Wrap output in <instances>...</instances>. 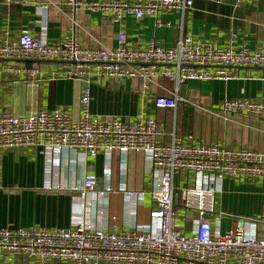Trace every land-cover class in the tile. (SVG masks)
I'll return each instance as SVG.
<instances>
[{"label":"crops","instance_id":"1","mask_svg":"<svg viewBox=\"0 0 264 264\" xmlns=\"http://www.w3.org/2000/svg\"><path fill=\"white\" fill-rule=\"evenodd\" d=\"M231 2L195 0L191 11L159 12L157 26L155 17H127L112 23L95 12L72 14L65 0H0V38L4 32L15 37L26 29L48 44L75 37L82 47L101 49L116 47L122 32L127 48H144L153 41L168 49L184 37L223 49L264 47V0L239 8H232ZM65 69L59 61L0 59V115L22 118L39 110L58 109L76 121L81 115L83 89L88 86L90 115L124 121L151 117L161 144L180 137L195 145L264 150L263 119L222 109L226 100L264 102V67L231 68L234 79L226 82L189 81L182 92L179 87L174 109L154 108V95H168L174 89L166 79L159 78L144 90L139 78L112 80L92 75L81 80L68 76ZM87 174L95 176V191L104 192L102 197H81ZM159 179L160 172L139 151L101 152L94 157L65 149L1 151L0 229L84 227L108 233L158 232L159 222L150 216L156 205L147 191L155 189ZM201 182L204 180L191 174L173 178L176 226L187 235L194 232L198 218L194 210L182 208L180 191ZM141 191L146 193L140 197ZM215 208L222 215L209 218L221 231L258 216L264 210V179H225L216 194ZM255 234L264 237V228L259 227Z\"/></svg>","mask_w":264,"mask_h":264},{"label":"built area","instance_id":"2","mask_svg":"<svg viewBox=\"0 0 264 264\" xmlns=\"http://www.w3.org/2000/svg\"><path fill=\"white\" fill-rule=\"evenodd\" d=\"M195 0H65L72 14L90 11L119 23L127 17L140 20L159 12L191 11ZM257 0H232V8ZM159 26V20H156ZM114 48H85L75 37L48 44L36 39L26 29L17 36L4 32L0 38V59L12 61H59L68 76L84 80L95 75L112 80L139 78L144 90L156 80L171 82L168 95H154L155 109H174L179 87L189 81H229L231 68H263L264 47L216 48L201 40L181 38L172 48L151 41L144 48H127L122 32ZM33 75L32 72L30 74ZM89 87L80 99L81 115L73 121L61 110H39L26 117L0 115V152L17 148L55 151L65 149L82 156L101 152L139 151L146 156L160 179L148 190L156 209L150 216L159 222L158 232L108 233L102 230L75 229H0V264H264V237L255 232L264 228V210L232 229L221 231L212 226L210 215L216 213V194L225 179L246 181L264 179V150H234L217 144H190L175 137L169 144L157 141L158 128L151 117L133 121L90 115ZM226 113L245 112L264 120V102L248 99L226 100ZM191 174L204 180L186 185L180 191L182 208L194 210L197 225L190 235L176 226L173 178ZM96 178H83L81 197H102L96 192ZM146 192H139L144 196ZM224 215V214H223ZM250 228L252 231L250 233ZM249 230V231H248Z\"/></svg>","mask_w":264,"mask_h":264},{"label":"water","instance_id":"3","mask_svg":"<svg viewBox=\"0 0 264 264\" xmlns=\"http://www.w3.org/2000/svg\"><path fill=\"white\" fill-rule=\"evenodd\" d=\"M185 89V85H181L180 90L181 92Z\"/></svg>","mask_w":264,"mask_h":264}]
</instances>
